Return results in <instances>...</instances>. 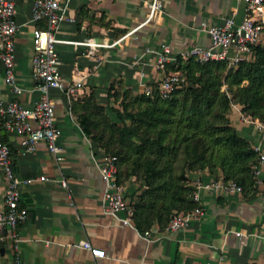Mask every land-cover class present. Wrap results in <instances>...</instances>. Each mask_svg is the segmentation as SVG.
I'll return each mask as SVG.
<instances>
[{
	"label": "crops",
	"instance_id": "crops-1",
	"mask_svg": "<svg viewBox=\"0 0 264 264\" xmlns=\"http://www.w3.org/2000/svg\"><path fill=\"white\" fill-rule=\"evenodd\" d=\"M151 1L63 0L73 21L59 24L55 49L61 77L65 81L83 78L73 100L93 91L107 108L112 103L107 88L115 81L125 90L141 93L145 85L166 75L165 70L156 68L155 54L145 53L147 48L156 50L167 44L178 54L192 45L208 46L210 39L203 24L220 25L231 16L239 20L245 12L242 0H160L161 12L146 22ZM31 4L32 0H16L14 70L20 94L11 93L0 65V98H17L26 107L38 98L31 80ZM87 40L97 44L91 54L86 53L85 45L74 43ZM50 98L61 131L56 141L61 161L53 160L43 142L33 153L23 154L21 137L2 130L15 175L32 179L20 188L21 203L28 210L25 222L18 227L22 264H264V162L259 163L264 140L254 124L241 119L238 106H232L229 121L258 155L254 191L201 188L199 205L204 214L200 218L172 231L154 224L150 235L144 236L135 226H123L103 212V183L95 164L101 148L83 133L71 113L72 103L69 105L61 92L51 90ZM40 176L46 179L39 180ZM188 178L193 188L197 182H222L205 170L191 172ZM5 187L0 169V210ZM124 188L128 199L134 184L128 182ZM84 240L103 250L105 256L98 258L75 246ZM7 258L8 252L2 256Z\"/></svg>",
	"mask_w": 264,
	"mask_h": 264
},
{
	"label": "trees",
	"instance_id": "trees-1",
	"mask_svg": "<svg viewBox=\"0 0 264 264\" xmlns=\"http://www.w3.org/2000/svg\"><path fill=\"white\" fill-rule=\"evenodd\" d=\"M177 70L184 77L167 98L153 90L149 97L141 92L128 100L129 91L115 81L107 98L120 107L106 108L93 91L71 101L83 133L116 157V182L134 184L128 200L139 232L154 224L165 228L174 215L197 206L188 185L191 172L205 170L243 192L254 191L258 155L230 124L229 114L239 106L264 126V40L236 66L178 58L165 68L166 73Z\"/></svg>",
	"mask_w": 264,
	"mask_h": 264
},
{
	"label": "built area",
	"instance_id": "built-area-1",
	"mask_svg": "<svg viewBox=\"0 0 264 264\" xmlns=\"http://www.w3.org/2000/svg\"><path fill=\"white\" fill-rule=\"evenodd\" d=\"M245 12L241 19L233 16L225 18L220 25L206 26L202 30L208 34L210 44L208 46L192 45L178 54L172 53L169 45L161 44L158 49L147 48L145 53L155 54V66L159 70H165L166 66L174 63L178 58H191L198 63L209 61H226L227 66H236L239 62L248 58L252 53V47L264 40V0H242ZM160 0H152L148 5L146 22L161 12ZM30 22L32 29V54H31V80L33 88L38 92L37 100L30 107L21 104L17 98H0V169L6 182L3 208L0 210V248L4 252L0 254V264H22L20 243L22 238L18 232L20 224L25 222L28 214L27 208L21 203L20 188L32 181V179H19L13 170L9 145L4 141L2 130L11 132L21 137L22 153H33L39 142H43L48 153L55 162L62 160L61 148L57 145V138L61 131L55 123L54 103L50 98V91L57 90L66 98L68 104L81 89L82 76L65 81L59 72V56L55 45L59 40L55 37L60 23L71 22L73 19L66 13V5L63 0H32L30 10ZM16 0H0V65L3 78L13 95L21 93L14 70L15 63V35L18 30L16 21ZM75 45H85L87 54H91L96 43L87 40L74 42ZM100 45V44H98ZM182 72L177 70L164 75L157 83L147 84L142 93L149 97L153 90L162 97L167 98L180 81ZM154 85V86H153ZM261 131L264 140V126L257 120H247ZM258 148V147H257ZM264 162V155H259V163ZM95 164L103 183L101 207L105 214L119 220L123 226L134 228L132 216L133 208L125 195L124 185L116 182V157L105 153L101 149L99 158H95ZM258 165L253 166L256 173ZM39 180H45L40 176ZM62 186L66 183L60 180ZM222 189L227 192L242 189L233 181L202 183L197 182L191 199L197 206L187 212L174 215L166 225V230H177L185 227L193 218H200L204 211L199 205V189ZM122 214L118 218V214ZM5 230V232L3 231ZM144 236H149L150 231H144ZM240 235V233H236ZM89 250L92 256L103 258L105 252L93 248L84 240L75 245ZM8 252V258L2 256ZM183 264V263H180ZM195 264H214L199 262Z\"/></svg>",
	"mask_w": 264,
	"mask_h": 264
},
{
	"label": "rangeland",
	"instance_id": "rangeland-1",
	"mask_svg": "<svg viewBox=\"0 0 264 264\" xmlns=\"http://www.w3.org/2000/svg\"><path fill=\"white\" fill-rule=\"evenodd\" d=\"M182 72V76H183V71H181ZM167 74V73H166ZM184 77V76H183ZM123 89V86H121V90ZM223 89H224V87H223ZM128 91H129V96H131L130 98H128V100H132V99H134V98H132V97H134V95H136V94H140V93H134L133 91H131V90H129L128 89ZM121 92V91H120ZM111 101H112V103H111V105L112 106H114V107H120V105H119V103L118 102H114L112 99H110ZM129 102H132V101H129ZM127 104H129V103H127ZM132 105H133V102H132ZM233 106H236V105H233ZM239 107V106H238ZM240 108V107H239ZM107 113L112 117V118H114V114L112 113V112H109V110H107ZM240 113H241V111H240ZM241 115L242 116H244V118L245 119H247V120H252L251 118H249V117H247V115H245V114H243V113H241ZM242 119V118H241ZM243 121H244V119H242ZM259 121V120H258Z\"/></svg>",
	"mask_w": 264,
	"mask_h": 264
},
{
	"label": "water",
	"instance_id": "water-1",
	"mask_svg": "<svg viewBox=\"0 0 264 264\" xmlns=\"http://www.w3.org/2000/svg\"><path fill=\"white\" fill-rule=\"evenodd\" d=\"M4 252V248H0V254L2 255Z\"/></svg>",
	"mask_w": 264,
	"mask_h": 264
}]
</instances>
